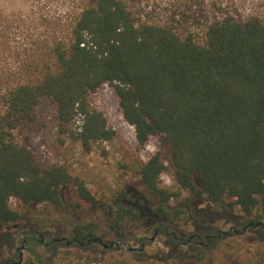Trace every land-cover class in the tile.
I'll return each instance as SVG.
<instances>
[{
	"label": "trees",
	"instance_id": "trees-1",
	"mask_svg": "<svg viewBox=\"0 0 264 264\" xmlns=\"http://www.w3.org/2000/svg\"><path fill=\"white\" fill-rule=\"evenodd\" d=\"M62 27L65 34L52 38L45 60L39 59L26 79L8 84L0 114V224L18 227L26 215L19 242L32 258L24 264H43L32 248L57 228L53 212L71 230L70 238L58 241L80 246L103 238L97 222L76 220L97 202L96 196L65 165L40 164L28 135L43 126L39 112L48 103L60 145L70 141L90 152L94 144L112 141L115 131L88 100L106 85L123 121L134 128L136 143L144 146L157 137L169 156L168 166L159 152L139 163V182L148 196L119 189L107 197L109 230L119 235L142 222L152 234L172 241L173 255L189 242L200 246L226 238L206 229L210 214L199 216L197 233L180 229L181 221L195 214L192 198L202 196L237 212L241 226L264 219L259 211L264 196V13L241 16L214 2L194 29H180L142 21L124 0H86ZM78 117L81 124L74 129ZM168 169L178 193L160 185ZM62 189L69 192L66 203ZM181 191L189 198L171 208ZM12 241L9 233L0 234V245ZM93 260L88 257L86 263Z\"/></svg>",
	"mask_w": 264,
	"mask_h": 264
},
{
	"label": "rangeland",
	"instance_id": "rangeland-1",
	"mask_svg": "<svg viewBox=\"0 0 264 264\" xmlns=\"http://www.w3.org/2000/svg\"><path fill=\"white\" fill-rule=\"evenodd\" d=\"M86 0H0V114L5 110L4 94L8 84L26 79L34 65L46 58L47 47L53 37L65 34L62 27L68 15L78 13ZM133 15L142 21L158 23L174 28H193L195 20L203 18L212 3H220L228 10L244 16L253 11L264 13V0H124ZM57 19L61 20V24ZM61 26V27H60ZM92 108L100 111L116 136L110 142L94 144L90 152L70 141L60 145L55 135L54 110L44 103L39 112L43 126L28 135L30 149L36 160L44 165H65L70 173L82 179L96 196L97 202L86 206L76 220L95 221L103 235L102 244L66 245L61 238L71 236L69 223L53 212L57 228L44 234L42 242L33 246L43 264H85L87 258H94L90 264H261L264 251V231L254 227L243 231L240 224L244 221L237 212H229L222 205H215L205 197L192 198V206L197 215L189 221H181L180 229L187 235L200 231L197 228L199 216L210 214L212 222L205 224L208 231L220 232L226 238L217 239L198 246L194 242L178 247L171 255L172 241L161 233L152 234L145 225L134 224L119 235L106 226L109 214L111 193L125 189L148 196L139 182L137 168L153 154L159 152L168 166L169 156L160 139L151 138L144 146H139L134 138V128L127 125L120 114L117 100L109 86H104L89 95ZM81 124L76 118L73 128ZM21 134V133H20ZM21 138V137H20ZM196 184L199 181L196 178ZM160 185L178 193L174 174L168 169L160 178ZM170 202L171 208L182 206L189 198L184 191ZM66 203L69 199L67 189L60 192ZM109 198V197H108ZM150 199V198H149ZM16 206L14 200L11 201ZM41 206L35 209L41 210ZM259 211L264 215V196L260 198ZM51 220V222H53ZM211 221V220H210ZM246 221V220H245ZM264 225V219L260 221ZM27 217L23 216L18 227L0 224V234L9 233L13 241L0 245V264H15L21 256V263L32 258L19 239L26 231ZM139 225V226H138ZM201 226V228H205ZM206 230V231H207ZM230 234V235H229ZM43 236V234H41ZM228 235V236H227ZM46 236V237H45ZM121 236V237H119ZM53 243L49 244V240ZM145 239V240H144ZM114 243L105 248L103 245ZM87 264V263H86ZM89 264V263H88Z\"/></svg>",
	"mask_w": 264,
	"mask_h": 264
},
{
	"label": "water",
	"instance_id": "water-1",
	"mask_svg": "<svg viewBox=\"0 0 264 264\" xmlns=\"http://www.w3.org/2000/svg\"><path fill=\"white\" fill-rule=\"evenodd\" d=\"M249 225H255V226H258V225H262V223H261V222H258V223L253 224L252 222H250ZM224 234H228V233H224ZM93 241H94V242H98L99 244H102V241H101V240L94 239ZM65 243H66V245H69L71 242L66 240ZM113 245H114V243H110L109 245H103V246H104L105 248H107V247H111V246H113ZM21 261H22V259H21V256H20L19 261H18L17 263H15V264H20Z\"/></svg>",
	"mask_w": 264,
	"mask_h": 264
},
{
	"label": "flooded vegetation",
	"instance_id": "flooded-vegetation-1",
	"mask_svg": "<svg viewBox=\"0 0 264 264\" xmlns=\"http://www.w3.org/2000/svg\"><path fill=\"white\" fill-rule=\"evenodd\" d=\"M243 227H244L243 228V231H245V230L249 229L250 227H261V228H264V225L263 226L262 225H258V226H255V225H246V226H243ZM7 264H9V263H7Z\"/></svg>",
	"mask_w": 264,
	"mask_h": 264
}]
</instances>
